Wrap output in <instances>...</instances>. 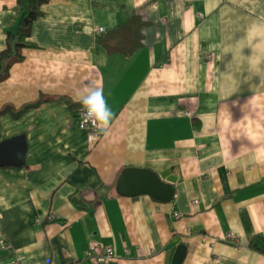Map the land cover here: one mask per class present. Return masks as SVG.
<instances>
[{
	"label": "crops",
	"instance_id": "0c3cea01",
	"mask_svg": "<svg viewBox=\"0 0 264 264\" xmlns=\"http://www.w3.org/2000/svg\"><path fill=\"white\" fill-rule=\"evenodd\" d=\"M0 81V140L23 133V167H0V264H264V0H49ZM139 15L143 46L96 44ZM0 0V51L16 32ZM102 89L112 119L93 135L62 96ZM127 167L175 187L170 202L123 196ZM55 218L49 220L48 213ZM37 221H40L37 224ZM228 233H234L235 239Z\"/></svg>",
	"mask_w": 264,
	"mask_h": 264
},
{
	"label": "trees",
	"instance_id": "16d2710c",
	"mask_svg": "<svg viewBox=\"0 0 264 264\" xmlns=\"http://www.w3.org/2000/svg\"><path fill=\"white\" fill-rule=\"evenodd\" d=\"M48 1L16 0L17 10L19 12L18 26L14 33L7 31L6 47L0 51V81L6 79L10 67L21 59V48L27 45L25 39L30 35L32 23L42 14L41 6ZM143 27L144 23L139 15H134L122 25H118L107 31H101L96 36V44L107 54L119 53L126 57H131L135 51L143 46ZM45 100L54 102L65 101L72 114L77 113V115L83 106L82 103H72L69 99L62 96H54L52 98L41 97L23 105L14 115L19 116L27 108L38 106ZM10 108V106H5L0 109V113H4L7 110L11 111Z\"/></svg>",
	"mask_w": 264,
	"mask_h": 264
},
{
	"label": "water",
	"instance_id": "95a60500",
	"mask_svg": "<svg viewBox=\"0 0 264 264\" xmlns=\"http://www.w3.org/2000/svg\"><path fill=\"white\" fill-rule=\"evenodd\" d=\"M26 152L27 141L23 133L0 140V167H23ZM116 190L123 196L147 194L161 202H170L175 196V187L147 168H125L117 180ZM186 253L184 244L177 245L170 264H182Z\"/></svg>",
	"mask_w": 264,
	"mask_h": 264
},
{
	"label": "clouds",
	"instance_id": "9594fccd",
	"mask_svg": "<svg viewBox=\"0 0 264 264\" xmlns=\"http://www.w3.org/2000/svg\"><path fill=\"white\" fill-rule=\"evenodd\" d=\"M85 92L86 94L81 97L85 123L92 121L100 131L106 132L109 129L113 114L111 109L107 107L102 89H86Z\"/></svg>",
	"mask_w": 264,
	"mask_h": 264
},
{
	"label": "built area",
	"instance_id": "2783aa9c",
	"mask_svg": "<svg viewBox=\"0 0 264 264\" xmlns=\"http://www.w3.org/2000/svg\"><path fill=\"white\" fill-rule=\"evenodd\" d=\"M83 106L79 110L78 114V126L80 129L87 131L90 135L94 134L96 127L92 123V121H88L85 123L83 116ZM47 218L52 220L55 218V214L53 212L48 213ZM40 221H37V224ZM228 237L235 239L234 233H228ZM87 256L90 260H92L95 264H110L111 260L114 258L113 250L110 247L104 246L97 241H90L87 250Z\"/></svg>",
	"mask_w": 264,
	"mask_h": 264
}]
</instances>
